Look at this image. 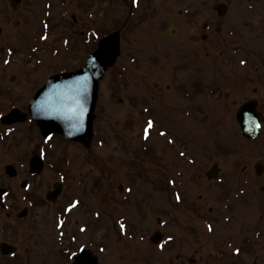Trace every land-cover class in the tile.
Wrapping results in <instances>:
<instances>
[{"label": "rangeland", "instance_id": "374dc122", "mask_svg": "<svg viewBox=\"0 0 264 264\" xmlns=\"http://www.w3.org/2000/svg\"><path fill=\"white\" fill-rule=\"evenodd\" d=\"M79 1L74 0V8L67 0H39V4L33 6L37 17H44V22L38 19L37 26L32 28L36 31L39 29V32L42 28L43 32L49 33L47 41L56 42V48H48L43 53V59L48 62L43 70L44 76L57 69L81 65L87 59L88 50L83 46V37L78 32L77 43L70 50L71 42L68 43V23L72 22L73 14L79 15L82 22L89 19L88 11L80 8ZM210 1L143 2L145 8L139 10V18L131 20V24L124 29L122 51L117 63L109 68L100 83L101 110L95 140L90 147H86L61 137L55 138L56 146L50 153L52 160L45 165V171L50 172L51 178L47 177L44 183L42 179H35V192H41L45 197V191L56 181V177L51 174L53 161L58 162V170L67 172L64 175L68 178L64 185L66 189L73 188L78 177H82L79 180L84 182L81 187L87 191L85 200H82L83 205L75 209L74 218L96 221L92 234L95 231L98 238L102 236L103 232L99 233V230L102 231L101 226H104L109 241L114 242L117 233L119 234L116 216L122 214L127 219L129 234L136 239L131 241L125 236L128 246L117 249L116 256L109 255V260L121 258L124 254L123 264H129L130 258L135 256L134 252H147L146 246L153 229H166L165 233L169 234L171 231L177 235L183 233V219L192 220V224L197 225L196 215L186 211L187 219L183 217V191L187 192V203H195L198 195L204 194L208 197L207 206L215 204L220 213L223 202L228 205L235 200L247 204L249 194L255 203L251 205L255 208L252 214L260 207L259 198L264 178L256 177L251 171L246 176L250 183L246 184L245 178H239L242 177L239 173L243 170V165H253L264 156V139H243L232 116L233 112L229 114L221 109L216 111L209 90L198 93L195 98L184 95L190 91L189 86L194 77L189 73L188 79H185L184 22L183 15L178 13L187 6L206 10L207 7L210 8ZM2 2L0 0V4ZM89 3L92 15L90 22L94 23L93 21L102 18L106 31L121 26L130 10V2L126 4L122 0H91ZM100 8L103 9L102 13ZM52 15L53 21L46 25L45 17ZM245 21H238V27L244 28ZM173 26H177V31H182L181 36L171 37L169 32ZM92 34L91 32V39ZM190 50L191 48L187 52ZM202 58L207 59L205 53ZM202 74L204 78L208 77L202 79V82L212 87L214 74ZM197 106L206 109L209 116H206V112H196L194 108ZM195 115L199 117L196 119ZM36 131L38 132L34 127L32 136L27 138L29 141L24 143L29 157L30 152L37 151L40 144L41 139L37 138ZM215 163L222 166L223 174L220 179H208L206 176L196 178L195 173L206 171ZM245 188L247 193L242 195ZM231 190L235 192H230ZM232 194L237 198L234 199ZM143 197L145 208L140 214L134 204ZM223 197L229 198L223 200ZM120 198L124 200L123 206L119 204ZM127 201L129 203H125ZM40 205L39 222L28 219V224L32 223L30 228L24 230L21 223L13 230L18 239L23 237L22 246L29 245L31 238H38L40 244L32 252L35 263L39 259L38 248L47 252L43 257L39 254L42 260L52 257L56 236V231L47 224L54 220L56 205ZM95 205L103 212L100 219L93 214ZM233 208L232 206V213L238 209ZM161 211L165 212L168 219L166 226L169 227L158 226ZM216 227L219 231L220 228L226 230L227 224L217 220ZM140 235L146 238L145 241H140Z\"/></svg>", "mask_w": 264, "mask_h": 264}, {"label": "flooded vegetation", "instance_id": "af4514ba", "mask_svg": "<svg viewBox=\"0 0 264 264\" xmlns=\"http://www.w3.org/2000/svg\"><path fill=\"white\" fill-rule=\"evenodd\" d=\"M122 1L126 4L130 2V10L123 24L116 27L121 33V47L125 27L131 24V20L139 18V10L145 8V0ZM67 3L74 8V0H67ZM79 3L81 9L90 13L86 0H80ZM37 4L39 0H22L18 9H13L8 0H3L0 4V264H76L83 249L88 252L80 264H123V251L121 258L109 260V255L116 256L117 249H124L129 244L125 241L128 233L123 228V223L128 221L126 218L121 219L122 214L116 216L119 234L116 231L114 242L109 241L104 226H101L102 231L99 230V233L103 232L102 236L98 238L95 231L92 234L96 221L74 218L75 209L83 205L82 200H85L87 191L81 187L84 182L79 180H82V177H78L73 188L66 189L64 185L68 178L64 175L67 172L58 170V162L53 161L51 174L56 177V181L45 191V197L41 192L36 193L33 188L35 179H42L44 183L47 177H50V172L45 171V165L52 159L50 154L44 157L45 148L42 144L38 145L37 151L32 150L30 157L27 154L24 145L28 141L27 125L30 126L29 130L34 128V120L28 113L29 103L48 78L43 74V53L56 45V42L51 43L44 39L42 28L40 32L39 29L36 31L32 28L37 26L38 19L40 22L44 20L43 17H37L33 7ZM178 14L183 15L184 22L185 79H188L189 73L194 77L189 86L190 91L184 93L185 97L195 98L198 93L209 90L214 109H221L229 114L233 112L236 123L239 107L252 101L261 115V137L264 139V0H211L210 8L207 7L206 10L187 6L181 8ZM88 18L82 22L79 15L73 14L72 22L68 23V41L71 42L69 49L77 43V32L83 37L85 49L90 51L95 48L102 35L107 33L102 18L95 20L93 24L90 22L91 18ZM47 19L53 21V15ZM240 20H246L244 28L238 27ZM53 26H56L55 23ZM88 30L94 32L93 40L87 33ZM176 31L177 26L170 29L171 37L182 35V31ZM189 48L191 50L187 52ZM203 53L207 59L202 58ZM203 72L214 74L212 87L202 82V79H208L204 78ZM13 110H17L20 115L27 114L26 120L17 118L15 122H5L4 117ZM194 110L206 112V116H209V112L200 106ZM192 111L193 109L189 110V113ZM197 117L199 115H195L196 119ZM237 126L239 127L238 123ZM41 137L44 138L43 135ZM51 137L55 138L54 135ZM36 156L42 158L39 166L33 164ZM69 161L70 159L68 164ZM257 163H260L258 169H263L260 175L257 174ZM218 167L221 176L222 166ZM251 171L256 177L264 178V156L253 165H243V170L239 173L242 177L239 178H245L246 184L250 183L246 176L250 175ZM206 172L195 173L196 178H203ZM261 192L260 207L252 214L255 208L251 205L255 203L251 194L247 196V204L235 200L228 205L223 202L220 213L215 204L207 206L208 197L204 194H199L195 203H187V192L183 191V217L186 218L185 213L188 211L197 216L198 224L193 225L192 220L183 219V235H176L171 231L169 234L165 233L166 229H153L149 237L150 242L146 246L148 251L134 252L135 256L130 258L129 264H264V183ZM246 193L245 188L242 195ZM233 196L234 199L237 198L235 194ZM226 198L223 197V200ZM144 199L145 197L135 202L137 213L142 214L145 208V203L142 202ZM118 200L123 206L124 200ZM44 203L56 205L54 220L47 222L48 226H52L56 231V236L52 257H46V261L42 260L47 252L38 248L39 259L35 263L32 252L40 244L38 238H31L29 245L22 246L23 237L18 239L13 230L21 223L24 230L30 228L32 223L28 224V219L39 222V206ZM95 206V218L98 210L102 218L101 208ZM232 206L233 210L238 208L241 211L237 209L232 213ZM164 217L166 214L162 211L157 220L161 228L169 227L163 226ZM236 217L243 219L237 220ZM217 220L227 224L226 230L220 228L219 231L215 228ZM155 234L157 235L154 236ZM139 238L142 242L141 237ZM135 239L136 237L131 241Z\"/></svg>", "mask_w": 264, "mask_h": 264}, {"label": "water", "instance_id": "95a60500", "mask_svg": "<svg viewBox=\"0 0 264 264\" xmlns=\"http://www.w3.org/2000/svg\"><path fill=\"white\" fill-rule=\"evenodd\" d=\"M119 52V35L114 32L102 39L85 67L49 79L33 101V112L44 134L57 131L89 144L99 80L108 67L114 64ZM245 110L243 108L239 112L238 120L243 133L254 136L256 129L248 128Z\"/></svg>", "mask_w": 264, "mask_h": 264}]
</instances>
